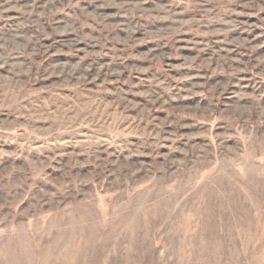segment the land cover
<instances>
[{
  "label": "rangeland",
  "instance_id": "374dc122",
  "mask_svg": "<svg viewBox=\"0 0 264 264\" xmlns=\"http://www.w3.org/2000/svg\"><path fill=\"white\" fill-rule=\"evenodd\" d=\"M0 264H264V0H0Z\"/></svg>",
  "mask_w": 264,
  "mask_h": 264
}]
</instances>
